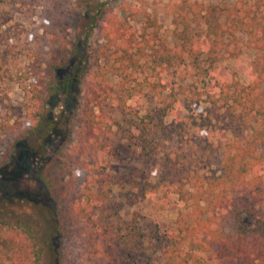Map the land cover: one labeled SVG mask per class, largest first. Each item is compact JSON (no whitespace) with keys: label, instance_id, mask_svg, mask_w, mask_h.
Returning a JSON list of instances; mask_svg holds the SVG:
<instances>
[{"label":"trees","instance_id":"16d2710c","mask_svg":"<svg viewBox=\"0 0 264 264\" xmlns=\"http://www.w3.org/2000/svg\"><path fill=\"white\" fill-rule=\"evenodd\" d=\"M144 3L116 0L114 11L98 0L88 1L86 20L91 27L102 24L106 65L118 79L112 84L97 80L81 55L89 34L78 35L68 50L63 32L73 19L58 0H30L37 30L43 33L28 57L33 61L25 86L29 106L23 116L3 105L0 128L13 142L8 160L20 142L36 140L31 170L57 201L60 246L47 261L33 225L0 210V264H264V0H238L233 6L170 0L182 19L190 11L203 28L202 34L177 30L173 48L157 18H141ZM245 48L255 53L247 85L220 70L226 59L242 60ZM47 50L52 65L44 73L35 64ZM185 78L214 81L203 90L209 107L201 126L223 124L234 134L224 152L211 159L212 175L191 176L167 152L160 157L164 143H153L165 132L166 117H180L181 92L175 87ZM144 83L161 105L158 116L152 109L141 113ZM55 97L66 104L60 119L50 117ZM145 136L156 170L139 196L167 208L176 204V196L190 203L191 212L175 224L135 216L125 221V196L113 198L123 184L109 170L111 163L120 159L123 142ZM245 215L260 220L252 227L241 225Z\"/></svg>","mask_w":264,"mask_h":264},{"label":"rangeland","instance_id":"374dc122","mask_svg":"<svg viewBox=\"0 0 264 264\" xmlns=\"http://www.w3.org/2000/svg\"><path fill=\"white\" fill-rule=\"evenodd\" d=\"M89 0H58L64 13L73 19L71 27L64 30L68 41V50H72L73 41L80 35L85 38L90 35L88 46L84 47L81 55L85 62L93 66L97 80L115 84L118 79L109 73L110 67L106 65V41L101 33V23L91 27L86 20V10ZM99 4H107L108 9L116 11V0H98ZM141 7V18L150 16L157 18L162 24L161 34L173 48L176 44V31L188 30L192 33L202 34L203 28L193 22L189 11L188 19H182L170 5V0H144ZM188 5L195 0H186ZM205 4L233 6L238 0H200ZM30 0H0V109L3 105L11 106L17 113L25 116L28 110L29 93L25 90L29 72L32 70V60L29 59L30 49H33L38 39L34 9L29 4ZM136 3V5H138ZM144 21V20H143ZM145 22V21H144ZM73 24V25H72ZM242 43L246 37L240 35ZM34 51V49H33ZM44 55L43 61L36 62L35 66L41 72H47L52 65L51 52ZM255 53L245 48L242 60L226 59L221 63V72L228 73L235 80L243 84L250 83V60ZM64 59L65 57H61ZM150 74V72H148ZM146 74V76L148 75ZM140 77L141 80H144ZM214 83L210 78H185L179 79L175 89L181 92L178 107L179 119L171 116L164 119L165 132L157 134L153 143L162 142L165 152L172 159H177L181 166L187 168L191 176L212 175L215 167L210 164L215 155L222 154L234 139L232 131L221 126H201V116L209 107L204 88ZM145 87V83L143 84ZM264 91V85L262 87ZM77 94V90L73 91ZM184 92V93H183ZM143 106L142 115L153 110L158 116L161 105L154 100L145 87L139 97ZM74 104V98L67 104L66 112L69 113ZM66 105L61 97H55L51 104V118L60 119L63 116L62 107ZM120 115L117 113V117ZM25 120V117L22 118ZM1 123V121H0ZM222 128V129H221ZM63 131L59 137L63 138ZM148 136L141 141H125L121 146V157L113 161L109 170L114 172L123 187L116 188L113 198L125 196V206L121 212L122 219L130 221L134 216L138 219L157 221L163 224H175L181 214L191 212L189 205L184 204L176 196V204L167 208L161 202H152L139 196V189L144 186L147 178H152L155 173L154 160L148 152L150 147L145 143ZM10 140L0 128V210L5 216H16L33 225L37 230L40 242L45 250V259L55 257L60 246L55 234V210L57 201L51 196L47 188L34 176L31 170V158L36 149V140L30 138L16 146L15 154L8 160L6 155L11 150ZM145 144L147 146H145ZM145 147V148H144ZM147 147V148H146ZM160 148V146H159ZM147 149V150H146ZM153 174V175H152ZM193 190V189H190ZM260 218L245 215L241 225L252 227L258 224ZM229 228L235 229V225ZM54 256V257H53Z\"/></svg>","mask_w":264,"mask_h":264}]
</instances>
